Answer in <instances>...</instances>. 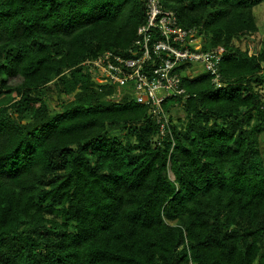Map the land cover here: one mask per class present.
Returning a JSON list of instances; mask_svg holds the SVG:
<instances>
[{
  "label": "trees",
  "instance_id": "obj_1",
  "mask_svg": "<svg viewBox=\"0 0 264 264\" xmlns=\"http://www.w3.org/2000/svg\"><path fill=\"white\" fill-rule=\"evenodd\" d=\"M160 2L226 48L162 140L81 66L127 54L145 0H0V264H264V52L234 45L264 0Z\"/></svg>",
  "mask_w": 264,
  "mask_h": 264
},
{
  "label": "built area",
  "instance_id": "obj_2",
  "mask_svg": "<svg viewBox=\"0 0 264 264\" xmlns=\"http://www.w3.org/2000/svg\"><path fill=\"white\" fill-rule=\"evenodd\" d=\"M145 2L147 17L128 55L108 51L81 66L97 86L123 89V97L132 96L136 103L147 106L162 140L171 135L170 113L165 105L171 99L187 97L183 80L193 75L195 64L212 77L216 87L223 86L219 67L226 48L205 49L198 28L180 25L175 13L164 9L160 0Z\"/></svg>",
  "mask_w": 264,
  "mask_h": 264
},
{
  "label": "rangeland",
  "instance_id": "obj_3",
  "mask_svg": "<svg viewBox=\"0 0 264 264\" xmlns=\"http://www.w3.org/2000/svg\"><path fill=\"white\" fill-rule=\"evenodd\" d=\"M254 15L255 19L258 25V32L256 34L248 35L246 37H241L239 39H234V45L236 47H239L241 50L245 51L248 50L250 53H256V52H264V4L257 6L254 8ZM204 36H202L201 43H203ZM194 68L196 69L191 77L197 76L198 74H202L204 72V69L198 64L194 65ZM260 93L263 95L264 98V81L260 86H257ZM125 91L123 89H115L112 91L111 96L107 97L108 102H120L122 100V97L124 95ZM15 93L8 94L6 97H15ZM64 97V96H63ZM132 98V96H130ZM58 96L53 95L52 100H46V106L49 109H56V102H57ZM133 99V98H132ZM72 100V99H69ZM183 110L180 107H176L172 111L173 119L177 122L179 117H183ZM115 134L120 135L123 137V133L120 134L118 130L114 131ZM264 152V149H263ZM169 176L173 179L172 172L169 173Z\"/></svg>",
  "mask_w": 264,
  "mask_h": 264
}]
</instances>
